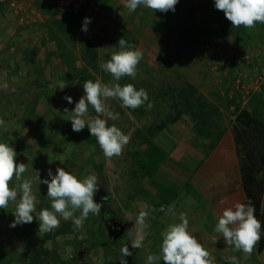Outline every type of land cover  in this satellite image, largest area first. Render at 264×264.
Segmentation results:
<instances>
[{"label":"rangeland","instance_id":"obj_1","mask_svg":"<svg viewBox=\"0 0 264 264\" xmlns=\"http://www.w3.org/2000/svg\"><path fill=\"white\" fill-rule=\"evenodd\" d=\"M124 3L97 0L108 19L104 37L93 44L99 72L84 61L87 42L78 36V29L59 28L45 4L31 0L17 13L8 4L1 7L0 118L6 124L0 127V142L15 149L17 163L27 164L23 178L32 181L33 215L51 209L47 185L39 183L38 174L40 180H50L49 170L55 175L57 167L80 179L96 174L99 191L94 200L104 204L100 215L89 214L80 230H74L72 220L60 218L59 227L40 236L35 217L32 223L10 227L16 206L10 203L0 209V264H30L28 254L35 249L46 251L43 264H120V244L110 242L106 213L131 225L127 233L131 241L138 213L151 209L155 210L147 219L148 234L136 256L139 264H147L148 255L159 254L161 233L180 222L181 213L215 264H229L232 256L239 264H264L256 246L251 255L234 251L214 230L224 208L247 203L232 130L238 108L264 119V24L232 27L214 0H179L175 11L166 13L143 6L129 12ZM122 37L143 52V59L136 78L126 76L119 83L145 89L154 106L148 110L146 102L133 110L121 107L119 100L106 101L119 113L109 126L115 124L130 137L122 155L106 159L87 126L80 132L72 130L71 113L64 109L75 108L84 95V81L116 83L100 65L119 50ZM61 82L67 85L63 90ZM190 87L200 101L192 98ZM65 96L73 102L69 104ZM189 98L194 111L202 101L213 132L223 136L222 147L220 143L207 159L213 139L196 133L195 119L186 113L191 109L184 107ZM178 114L181 118L171 123L169 118ZM95 115L89 106V116ZM163 123L168 125L161 129ZM147 139L167 158L155 175H147L140 159ZM17 183L13 181V186ZM100 197H108L107 202ZM213 237L218 240L215 244ZM132 257L125 259L129 262Z\"/></svg>","mask_w":264,"mask_h":264},{"label":"clouds","instance_id":"obj_2","mask_svg":"<svg viewBox=\"0 0 264 264\" xmlns=\"http://www.w3.org/2000/svg\"><path fill=\"white\" fill-rule=\"evenodd\" d=\"M179 0H125L124 7L129 12H134L143 6L154 12L166 13L175 11ZM215 8L224 13L232 27L243 26L246 29L255 28L257 23L264 24V0H214ZM90 18H85L82 31H88ZM119 50L113 52L111 58L100 65L101 69L109 73L116 83L106 84L100 79H89L83 82L84 95L75 104L71 113L70 121L74 132L82 131L88 127L92 137L102 150L106 159L119 157L123 149L130 142V137L124 134L115 124L109 126V120H117L119 113L112 111L106 101L109 99L119 100L121 107L137 109L147 103L150 110L154 105L149 102V96L145 89L139 90L127 83L121 86L119 81L123 77L137 76V66L143 59V52L129 44L124 37L118 40ZM66 82L59 84V89L66 87ZM65 100L71 104L72 97L65 96ZM89 106L94 109L96 115L89 116ZM6 124L0 118V127ZM15 149L7 143L0 142V209H5L10 203H14V221L10 227L32 223L34 217L38 221V234L42 236L59 227L60 218L65 221L72 220L74 230H80L89 214L100 215L102 204L94 200L99 191L98 176L90 174L80 179L65 168L57 167L56 174L49 170V179L40 180L39 183L47 185V197L51 201V209L43 208L36 211V196L32 190V181L23 178L27 171V164L17 163ZM62 163V161H60ZM51 163V162H50ZM13 181L18 183L13 186ZM19 197V199H18ZM104 199H107L105 197ZM151 210H141L136 217L138 225L135 238L131 240L132 249H141L147 236L146 229L149 227L147 219ZM160 211H164L161 207ZM79 212L80 215L76 216ZM107 215V214H106ZM178 223L169 224L161 233L162 244L158 255L150 254L147 264H215L211 253L197 240L196 236L189 231V220L186 214L179 215ZM215 232L220 234L228 246L234 251H242L251 255L256 244L261 238V222L255 215V207L251 202H237L234 206L226 207L215 224ZM218 240L213 237L212 243ZM123 259L120 264H127L125 259L132 255L127 244L122 246ZM229 264H239L236 256L229 258Z\"/></svg>","mask_w":264,"mask_h":264},{"label":"trees","instance_id":"obj_3","mask_svg":"<svg viewBox=\"0 0 264 264\" xmlns=\"http://www.w3.org/2000/svg\"><path fill=\"white\" fill-rule=\"evenodd\" d=\"M2 6L4 5L0 4V11ZM57 19L55 24L65 32L70 31L71 28L73 30L79 29L80 18L78 15L67 12L63 17ZM127 42L132 44L131 41ZM84 61L94 71L99 72L98 51L91 43H87L84 50ZM189 93L192 94L194 100L196 98L199 101L201 100L195 88L190 87ZM184 105L185 108L191 109L186 113L195 119L194 129L196 133L213 139L209 151L205 154V159H207L217 149L223 136L213 132L214 124L209 120V115L206 114L207 110L202 105V101L200 102L201 107L196 108L195 111L193 100L191 104L190 98ZM178 106L177 104L176 110H178ZM181 116L182 114H178L175 118L171 116L169 119L171 123H176ZM167 125V123H163L160 128L163 129ZM153 134H156V132L153 131ZM232 135L236 156L239 161L243 190L247 202H251L254 205L255 215L261 222V238L256 244L257 254L261 255L264 253V119L256 112L238 108ZM144 143L147 145V149L141 152L140 159L145 166L144 169L147 175H155L166 162V155L154 142L147 139ZM28 255L30 256V264H43L46 251L35 249ZM137 260L138 257L133 255L131 261L127 262V264H139Z\"/></svg>","mask_w":264,"mask_h":264},{"label":"built area","instance_id":"obj_4","mask_svg":"<svg viewBox=\"0 0 264 264\" xmlns=\"http://www.w3.org/2000/svg\"><path fill=\"white\" fill-rule=\"evenodd\" d=\"M31 0H0L2 4H8L9 8L17 13L21 6H25ZM45 4L51 13L61 18L67 12L78 15L80 26L78 36L87 43L94 44L98 39L104 37V32L108 24L105 13L97 4V0H33ZM90 18L88 31H82V25L85 18Z\"/></svg>","mask_w":264,"mask_h":264},{"label":"water","instance_id":"obj_5","mask_svg":"<svg viewBox=\"0 0 264 264\" xmlns=\"http://www.w3.org/2000/svg\"><path fill=\"white\" fill-rule=\"evenodd\" d=\"M131 227L130 224H121V223H116L114 226H110L109 227V235H110V242L112 244H115L116 241L119 239V237H121L122 235H124V233L127 231V229H129ZM128 245L129 247V250L130 251H133L134 254L136 255L137 254V251H134L135 249H132L131 247V243L130 242H127L125 243ZM124 244V245H125ZM122 245V246H124ZM122 248V247H121Z\"/></svg>","mask_w":264,"mask_h":264},{"label":"flooded vegetation","instance_id":"obj_6","mask_svg":"<svg viewBox=\"0 0 264 264\" xmlns=\"http://www.w3.org/2000/svg\"><path fill=\"white\" fill-rule=\"evenodd\" d=\"M104 198H105V197H100V201H105V202H107L108 197H107V199H104ZM101 203L104 204L103 202H101ZM104 210H105V213L108 211V210H106L105 208H104ZM106 214H107V215H105L106 218H107V220H106V225H107V228H108V231H109V227H110V226H114V225H115L116 223H118V222H116V221L114 220V218H111L109 213H106ZM128 230H129V229H127V231L124 233V235H122L121 237H119V239H118V240L116 241V243H115V244H120V249H121L122 245H124L125 243H127V242H130V243H131V241H130L128 235H127ZM134 251H137V253H138V252H139V249H135ZM132 255L137 256V254L135 255L133 251H132Z\"/></svg>","mask_w":264,"mask_h":264},{"label":"crops","instance_id":"obj_7","mask_svg":"<svg viewBox=\"0 0 264 264\" xmlns=\"http://www.w3.org/2000/svg\"><path fill=\"white\" fill-rule=\"evenodd\" d=\"M220 143H221V147H222L223 141H221ZM260 261H263V263H264V253L260 255Z\"/></svg>","mask_w":264,"mask_h":264}]
</instances>
